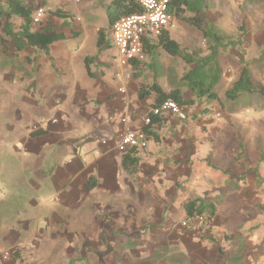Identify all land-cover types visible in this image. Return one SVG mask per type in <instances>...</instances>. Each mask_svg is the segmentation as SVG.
Here are the masks:
<instances>
[{
	"label": "rangeland",
	"instance_id": "rangeland-1",
	"mask_svg": "<svg viewBox=\"0 0 264 264\" xmlns=\"http://www.w3.org/2000/svg\"><path fill=\"white\" fill-rule=\"evenodd\" d=\"M27 1L37 6L45 3L43 10L36 14L37 31L51 27L58 32H66L69 38L52 47L51 57L31 47L17 57H8L0 41V138L2 131L5 136V140L0 141H16L20 129L16 124L19 108L10 97L11 93L23 88L17 78L19 75H25L26 80L27 77H36L38 81L36 91L40 107L37 114L43 125L57 121L56 125L63 127L65 123L72 140H79L85 135L86 139L109 141L107 127L98 119L112 105L111 99L110 103L106 100V93L108 97L111 93L120 97L119 89L123 83L116 79L120 67L111 33L108 31L112 47L100 51L98 32L108 29L107 11L112 0ZM206 1L209 11L202 16L205 25H215L236 46L221 49L220 63L224 73L215 89L221 102L202 100L195 107L188 108V121L180 122L170 117L160 132L161 142L152 144L154 149L151 153L158 154L165 161L162 168L153 174L158 175L159 185L166 190L165 195H161L170 205L163 218L164 226L168 230V241L172 234H195V242L190 237L188 239L193 249L201 251L202 264H264V96L244 95L237 102H230L225 95L245 65L252 76L264 85V0ZM59 9L72 15L69 27L64 25L63 20L52 16ZM18 26L19 22L16 23ZM74 33L79 36L72 38ZM170 34L173 40L190 52L200 49L206 52L210 46L199 31L179 21H176ZM88 58L92 59L91 69L95 79L88 76ZM192 68L162 49L147 57L139 71H132L133 79L129 87V94L140 108L139 112L145 111L155 101V96L142 103L138 101L136 94L140 84L157 82L167 92L179 89L185 98H193L192 90L184 80ZM7 80L16 82V86ZM114 110H111L113 120L122 123V119L127 117L126 112L119 111L118 114V110ZM214 141L219 144L216 146ZM241 144L245 145L246 158L239 164L237 157ZM176 153L181 161L174 164ZM178 171L182 174L179 177L176 176ZM31 182L32 179L27 185L30 186ZM135 196L131 197L136 199ZM195 198L211 200L218 206L212 234L217 244L202 240L201 223L192 228L186 221L182 205ZM147 200L150 208L148 215L158 218L160 215H155L158 211L155 203ZM135 202V205L139 204L138 200ZM141 227L137 221L136 228ZM150 227L147 226V229ZM36 240L29 242L30 247L38 246L34 253L47 259L51 252L56 251L55 256L60 255L59 264H74V257L80 251L74 250L70 256L68 247L71 246L67 242L49 239L39 246ZM171 243L168 242V247L181 251L173 258L174 263L186 264L188 258L185 257L190 258L191 255L188 248L177 241ZM139 244L141 242H136V246ZM88 248L92 254L87 259L82 257L79 264H96L95 248L93 245ZM97 254L103 259L101 252ZM104 260L109 263L107 258Z\"/></svg>",
	"mask_w": 264,
	"mask_h": 264
},
{
	"label": "crops",
	"instance_id": "crops-1",
	"mask_svg": "<svg viewBox=\"0 0 264 264\" xmlns=\"http://www.w3.org/2000/svg\"><path fill=\"white\" fill-rule=\"evenodd\" d=\"M0 31L2 36L3 31ZM28 49L31 48L25 50ZM12 53H17L13 46ZM30 61L33 65V61ZM17 78L23 88L11 93L10 97L19 108L16 124L20 129L16 141H0V264L60 263V255L56 257V251L51 252L47 259L42 254H35L37 244L29 245L34 239H37L39 246L49 239L67 242L71 246L68 247L70 256L72 251L80 250L74 257V264H79L80 260L92 254L88 248L90 245L95 248L93 255L96 256V264H175L173 258L181 251L168 247V242L172 240L171 244L177 241L188 248L191 255L190 258L184 256L188 258L186 264H202L201 251L193 249L188 239L190 237L195 242L197 236L172 234L168 241L163 210L154 202L158 210L155 215L160 216L151 218L147 200L150 198L138 189L134 180L121 168L124 154L117 149L120 136L128 128L139 131L146 127L143 118L150 114L153 105L139 112L140 108L129 94L132 80L122 81L121 87H126V94L119 92L120 97H117L111 93L108 97L106 93L105 98L107 101L111 99L112 105L98 119L107 127L109 144L104 148L95 142L98 139H86L85 135L79 140H72L65 123L63 127L57 126V121L43 125L37 114L40 104L36 77H27L26 80L25 75H19ZM7 81L16 86V82ZM115 108L118 114L119 111L126 112L130 122L124 124L114 121ZM170 117L175 116L162 118L168 122ZM41 131L45 134L32 136ZM1 135L0 140H5L3 131ZM160 142L150 141L147 149L138 150L141 163L137 180L155 185L160 195H165L166 190L158 183V175H153L165 162L158 154L151 153L154 149L152 144ZM214 144L217 146L219 143L214 141ZM213 151L218 152L216 149ZM177 153L173 157L174 164L181 161ZM181 175V171H178L176 176ZM92 176L96 177L98 186L90 192L86 185ZM31 179L28 186L27 182ZM132 195H136V199ZM133 199L138 200L139 204L135 205L137 202ZM137 221L143 227L137 229ZM147 226H151L149 230ZM136 242H141V245L136 246ZM97 252H101L103 259L97 256Z\"/></svg>",
	"mask_w": 264,
	"mask_h": 264
},
{
	"label": "trees",
	"instance_id": "trees-1",
	"mask_svg": "<svg viewBox=\"0 0 264 264\" xmlns=\"http://www.w3.org/2000/svg\"><path fill=\"white\" fill-rule=\"evenodd\" d=\"M33 2L27 0H5L0 2V30L4 36L0 35L4 54L8 57H17L27 47L37 49L48 57H51L52 47L69 37L65 32H58L53 28H47L43 31H37L36 14L43 10ZM209 11V5L206 0H170L169 13L174 16L176 21L184 23L199 31L206 43L210 46L208 51L195 50L188 51L178 42L172 39L170 31H163L156 41L145 40L144 50L147 57L154 56L155 52L162 49L168 55L180 58L187 66L193 68L186 74L184 80L187 81L189 88L192 90L193 98L187 99L179 89L165 91L157 82L152 85L140 84L137 97L140 101H145L155 96L152 108H160L166 102L173 101L181 107H195L202 100L221 102V98L215 92L216 87L223 78V69L220 63L221 49L227 46L235 47L236 43L228 40L215 25H205L202 16ZM143 13V8L137 0H112L108 7V29H102L98 32V49L111 48L112 44L108 37V31H111L113 25L124 16ZM53 17L64 21L65 26H70L69 20L72 15L64 10H57L52 13ZM19 22L18 28L16 23ZM78 33L72 34V38L78 37ZM12 46L17 53H12ZM92 59L86 60L88 76L95 79L96 75L91 69ZM143 62H135L133 70L138 69ZM140 77V75H138ZM261 95L264 96V85L259 83L251 74L248 66L241 69L239 78L234 81L230 89L226 92V99L230 102H237L244 95ZM150 125L143 128L150 141L160 142V132L165 128L167 120L160 116L152 115ZM45 132H36L32 136H42ZM245 145L241 144L238 153L237 162L242 164L246 158ZM140 154L137 149H133L123 155L121 168L130 176L138 189L146 194L155 202L167 215L170 206L168 202L160 195L157 187L152 184H145L137 180L140 174ZM98 181L96 177H90L86 188L93 191L97 188ZM183 211L192 228L201 223V238L210 243L217 244L218 241L212 237L215 230L214 223L218 216V206L205 198H195L188 200L182 205Z\"/></svg>",
	"mask_w": 264,
	"mask_h": 264
},
{
	"label": "built area",
	"instance_id": "built-area-1",
	"mask_svg": "<svg viewBox=\"0 0 264 264\" xmlns=\"http://www.w3.org/2000/svg\"><path fill=\"white\" fill-rule=\"evenodd\" d=\"M143 8V13L124 16L112 27L111 39L113 47L117 50L120 72L118 80H132V71L135 62H145L147 55L144 50L145 40L155 41L163 33L175 27L176 20L169 13L170 0H137ZM119 92L126 94V87H120ZM153 116H175L180 121H188L190 112L187 107H181L173 101L166 102L160 108H152L149 115L143 118V123L148 126ZM131 119L125 117L124 124ZM101 147H107L108 140L98 139L95 141ZM149 138L143 129L136 131L126 129L120 136L117 149L120 153L126 154L130 150H145L149 147ZM186 225V224H185ZM8 255H6V259Z\"/></svg>",
	"mask_w": 264,
	"mask_h": 264
}]
</instances>
